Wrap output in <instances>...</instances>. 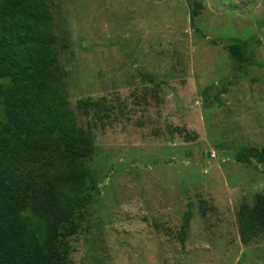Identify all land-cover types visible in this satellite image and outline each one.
Masks as SVG:
<instances>
[{
  "label": "rangeland",
  "instance_id": "rangeland-1",
  "mask_svg": "<svg viewBox=\"0 0 264 264\" xmlns=\"http://www.w3.org/2000/svg\"><path fill=\"white\" fill-rule=\"evenodd\" d=\"M45 2L61 92L93 138L97 190L69 262L264 264V232L243 241L238 223L264 165L236 161L264 148V0ZM233 43L253 54L241 69ZM102 98L114 109L100 123L78 101Z\"/></svg>",
  "mask_w": 264,
  "mask_h": 264
},
{
  "label": "trees",
  "instance_id": "trees-1",
  "mask_svg": "<svg viewBox=\"0 0 264 264\" xmlns=\"http://www.w3.org/2000/svg\"><path fill=\"white\" fill-rule=\"evenodd\" d=\"M196 4L190 21L199 13ZM45 0H0V264H71L69 239L81 229L97 187L85 162L92 135L76 124L61 92L62 70ZM238 69L249 63L240 43L227 47ZM102 120L113 107L102 98L78 101ZM264 165V148L243 147L236 161ZM192 217L182 216L180 243ZM239 232H264V194L238 212Z\"/></svg>",
  "mask_w": 264,
  "mask_h": 264
}]
</instances>
